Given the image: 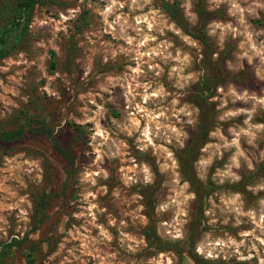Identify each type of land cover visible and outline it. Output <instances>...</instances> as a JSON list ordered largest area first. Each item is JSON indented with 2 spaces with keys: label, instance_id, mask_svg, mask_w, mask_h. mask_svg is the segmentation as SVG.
Wrapping results in <instances>:
<instances>
[{
  "label": "rangeland",
  "instance_id": "374dc122",
  "mask_svg": "<svg viewBox=\"0 0 264 264\" xmlns=\"http://www.w3.org/2000/svg\"><path fill=\"white\" fill-rule=\"evenodd\" d=\"M162 1L40 0L0 59V264L264 261V0Z\"/></svg>",
  "mask_w": 264,
  "mask_h": 264
},
{
  "label": "trees",
  "instance_id": "16d2710c",
  "mask_svg": "<svg viewBox=\"0 0 264 264\" xmlns=\"http://www.w3.org/2000/svg\"><path fill=\"white\" fill-rule=\"evenodd\" d=\"M40 2V0H2L1 11H0V59L11 54L14 50L21 47L28 33L29 24L34 14L35 6ZM161 7L166 11V13L171 17L172 20L180 24L187 30L182 14L177 6L171 4L168 1L163 0ZM203 15V11H200ZM207 114L205 108L200 104V121L199 129L196 133V140L204 142L206 134L209 130L210 120H207ZM40 126L37 130L43 131V127L46 125L40 120ZM23 127L20 126L16 129L0 132V138L5 141H10L11 139L21 136L23 133ZM50 134L49 132H46ZM52 141L57 145L54 136L50 135ZM64 158L67 161L72 162V154L70 152H64L60 149ZM154 233V232H153ZM152 237H155L153 234ZM21 241L18 239H12L5 245L11 248L15 245H19Z\"/></svg>",
  "mask_w": 264,
  "mask_h": 264
},
{
  "label": "clouds",
  "instance_id": "9594fccd",
  "mask_svg": "<svg viewBox=\"0 0 264 264\" xmlns=\"http://www.w3.org/2000/svg\"><path fill=\"white\" fill-rule=\"evenodd\" d=\"M133 2L135 3V0H133ZM116 3H117V0H112V4H113V5H115ZM111 10H112V8L109 7V9H108L107 11H108V12H111ZM117 22H119V17L117 18ZM148 27L151 28V27H152V24L149 23ZM148 39H149V37H145L144 40L141 41V43H146ZM128 42H129V43H132V39L129 38V41H128ZM134 71L139 72L140 70L137 68V69H135ZM139 86H140V85H137V87H139ZM131 92H132V89H131V87H129V93H131ZM159 94H160L159 92H152L150 95H151V96H157V95H159ZM148 98H149V95H148V94L144 95V100H145V101H146ZM137 109H138L139 111H141V112L144 111V109L141 108L140 105H137ZM133 123H134L135 125H137V126L139 125V121H138V120L133 119ZM97 127L99 128V125H98ZM98 134L103 135V132H99ZM143 136H144V138H147V139L149 140V142H151V138H150V129L145 128V129H144V132H143ZM145 172H147V168H145ZM146 179H150V177H146ZM177 235H179V233H177ZM233 243H234V241H233ZM198 251H201V250L198 249ZM209 255H211V253H209ZM261 264H264V261H262Z\"/></svg>",
  "mask_w": 264,
  "mask_h": 264
}]
</instances>
